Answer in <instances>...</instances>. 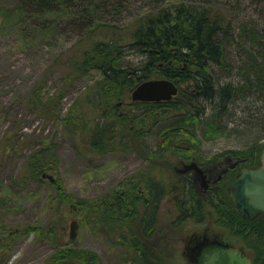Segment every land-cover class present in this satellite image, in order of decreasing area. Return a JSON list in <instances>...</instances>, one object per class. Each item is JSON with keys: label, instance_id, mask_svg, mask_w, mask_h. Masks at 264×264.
<instances>
[{"label": "trees", "instance_id": "obj_1", "mask_svg": "<svg viewBox=\"0 0 264 264\" xmlns=\"http://www.w3.org/2000/svg\"><path fill=\"white\" fill-rule=\"evenodd\" d=\"M135 2L140 6L132 13ZM16 10L25 15L33 33L43 35L55 33L61 23L60 14L66 13L67 23L62 21L79 37L65 64L60 86L44 97L42 79L22 100L23 107L45 122L59 120L64 139L74 145L78 156H84L85 152L123 155L140 147L153 161H168L169 156L193 152L200 126L205 138L208 133L234 135L253 154L261 153L262 147L258 145L264 140V38L255 28L244 24L235 32L226 12L215 3L209 0H19ZM120 18L125 19L122 27L118 26ZM131 55L135 58L130 61ZM92 71L97 72L99 79L85 87L60 116L61 100L69 86ZM158 78L176 82V97L158 103L130 100L126 105L129 109L120 113L115 99L129 100L130 92L139 83ZM242 104L248 107L251 104L249 114L240 110ZM152 115L155 118L147 125L146 119ZM134 124L138 126L135 132L130 127ZM152 136L160 140L153 151L145 145ZM84 142L86 148L81 146ZM182 144H186L185 149L181 148ZM58 164L56 146L45 144L26 156L21 175L40 180L42 174ZM151 170L155 169L143 168L135 176V189L144 188V196L133 199H139L141 208L126 200L122 203L113 199L107 206L101 200L89 205L76 199L82 208L98 206L101 210L104 205L114 208L101 211L108 219L115 218L123 225L113 232L109 245L115 253L124 251L126 264H162L147 239L154 233L160 203L168 195L174 197L178 222L196 214L202 218L200 196L189 188L186 199L180 200L177 197L180 181L168 185ZM58 197L61 205L68 202L66 194L59 192ZM240 220L252 228L256 239L263 238L264 213L254 220ZM62 255V258L73 255L89 264L97 260L96 254L83 250ZM254 262L264 264V254Z\"/></svg>", "mask_w": 264, "mask_h": 264}, {"label": "rangeland", "instance_id": "obj_2", "mask_svg": "<svg viewBox=\"0 0 264 264\" xmlns=\"http://www.w3.org/2000/svg\"><path fill=\"white\" fill-rule=\"evenodd\" d=\"M209 1L226 12L235 32L244 24L255 28L264 38V0ZM18 6L19 0H0V236L4 232L7 236L9 232L13 234L8 237L12 246L5 264H89L73 255L62 258L63 253L73 254L77 250L96 254L94 264H126L124 251L115 253L109 245L113 232L123 228V225L115 218L108 219L103 214L104 217L101 210L109 208L107 206L113 199L122 203L126 200V203L141 208L139 199L144 196V188L134 187L138 172L146 167L154 168L151 171L171 185L180 181L172 167L179 166L178 160L183 156L180 154L169 156L168 161H153L132 143L134 151L123 155L85 152L80 157L74 145L64 139L59 120L47 123L34 111L23 107V98L42 79L45 81L44 97L60 86L66 72L65 64L79 37L67 28L66 13L60 14L61 23L55 33H33L30 22L24 19L25 15L21 16L16 10ZM139 6L140 3L135 2L131 12L138 11ZM124 22L125 19L120 18L118 26L122 27ZM134 58L131 55L128 60ZM99 77L97 72L92 71L86 78L72 83L61 100L60 116L75 103L84 88ZM114 101L120 113L129 109L126 105L130 99ZM250 107L242 104L239 109L247 115ZM154 118L155 115L147 117L146 124L149 125ZM130 127L134 132L138 128L137 124ZM200 127L193 152L186 155L188 160L196 156L200 162L207 163L216 156V161L242 160L239 165L247 170L261 167V153L256 151L253 154L234 135L208 133V138H205ZM152 137H148L145 145L153 151L160 140L157 136ZM50 143L56 146L59 164L42 174L40 180L24 178L21 166L26 156L32 149ZM81 146L86 148V143ZM185 146L182 144L181 148L185 149ZM259 146L263 150L264 140ZM186 190L184 184L179 183L177 197L180 200L186 197ZM59 192L68 196V202L59 203ZM137 196L139 199L133 200ZM77 198L89 205L101 200L107 206L104 205L101 210L98 206L82 208ZM202 206V218L196 214L178 222L174 197L168 195L161 201L154 233L147 243L162 264H193L199 250L212 243L235 251L248 264H255L254 260L263 256L264 235L256 239L252 228L247 227L234 211L225 189H220L216 196L207 195V202H203ZM71 221L78 223L73 240L69 239ZM200 236V240L188 242L190 238Z\"/></svg>", "mask_w": 264, "mask_h": 264}, {"label": "water", "instance_id": "obj_3", "mask_svg": "<svg viewBox=\"0 0 264 264\" xmlns=\"http://www.w3.org/2000/svg\"><path fill=\"white\" fill-rule=\"evenodd\" d=\"M178 86L175 81L164 78L149 79L139 83L131 92L132 102L158 103L168 102L176 97ZM194 167L196 173L200 170L190 164L187 168ZM227 197L234 211L245 219H252L256 214L264 212V148L261 152V167L241 171L228 186ZM78 223L71 221L69 224V239L76 237ZM193 264H248L238 253L218 243L207 244L194 258Z\"/></svg>", "mask_w": 264, "mask_h": 264}, {"label": "flooded vegetation", "instance_id": "obj_4", "mask_svg": "<svg viewBox=\"0 0 264 264\" xmlns=\"http://www.w3.org/2000/svg\"><path fill=\"white\" fill-rule=\"evenodd\" d=\"M188 156H183L178 160L179 166H173L172 169L180 177V183L182 182L185 185V188H189L194 191L202 202H207V195L218 194V191L225 189V194L227 195V189L230 183L239 176L243 169L239 165L241 161L231 162L228 160L216 161V156L214 160L209 162H200L198 157H193L188 160ZM186 159V160H185ZM194 164L199 170L200 173H196L194 167L187 168L188 165ZM223 179H225L223 181ZM220 182L223 185H218ZM179 186V184H178ZM228 198V197H227ZM222 202V200H220ZM224 202V201H223ZM204 206H202L203 208ZM264 212H260L255 215L252 219L254 220ZM244 219V218H243ZM12 232H9L8 236L5 232L0 236V264H5L6 260L9 258V253L11 251V241L8 239L9 236H12ZM199 238H190V241L194 242L195 240H200Z\"/></svg>", "mask_w": 264, "mask_h": 264}]
</instances>
